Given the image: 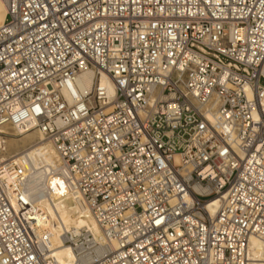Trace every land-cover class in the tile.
<instances>
[{"label": "built area", "instance_id": "2783aa9c", "mask_svg": "<svg viewBox=\"0 0 264 264\" xmlns=\"http://www.w3.org/2000/svg\"><path fill=\"white\" fill-rule=\"evenodd\" d=\"M4 1L0 128L33 126L55 162L0 147V264H57L39 225L51 178L100 229L62 231L73 264H250L251 238L264 243V0ZM86 69L116 94L96 78L71 103Z\"/></svg>", "mask_w": 264, "mask_h": 264}, {"label": "bare ground", "instance_id": "6f19581e", "mask_svg": "<svg viewBox=\"0 0 264 264\" xmlns=\"http://www.w3.org/2000/svg\"><path fill=\"white\" fill-rule=\"evenodd\" d=\"M7 8L4 0H0V28L4 25ZM104 89L111 99L116 94V86L107 74L96 77L93 69L81 71L74 80L68 81L64 88L66 98L73 104H82L93 89L96 81ZM110 103V102H109ZM0 134V147L9 154H16L27 150L35 164H54L55 151L53 146L43 141L44 136L33 126L24 128L21 126H3ZM5 142V143H4ZM52 191L50 197L42 198L38 204L44 210L47 217L45 222H39L40 230L47 229L51 235L52 252L57 264H73L75 254L73 249L64 244L60 235L67 228L90 227L94 232L100 233L95 220L88 214H84L80 207L74 202L69 190L60 178H51ZM250 264H264V243L252 237L250 241Z\"/></svg>", "mask_w": 264, "mask_h": 264}]
</instances>
